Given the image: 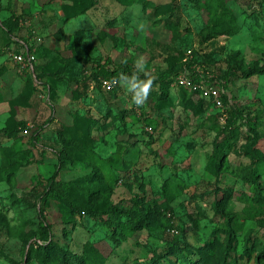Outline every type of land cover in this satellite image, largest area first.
Returning <instances> with one entry per match:
<instances>
[{
  "label": "rangeland",
  "instance_id": "obj_1",
  "mask_svg": "<svg viewBox=\"0 0 264 264\" xmlns=\"http://www.w3.org/2000/svg\"><path fill=\"white\" fill-rule=\"evenodd\" d=\"M26 46L35 49L40 80L11 59ZM140 57L154 83L136 107L124 88L104 89L96 64L134 66ZM253 63L264 65V0H0V264H77L63 253L46 257L45 223L60 251L82 256L93 246L104 264H141L155 254L163 264H187L211 243L214 262L233 231L239 262H263L264 217L254 197H264V166L247 156V126L225 143L221 98L159 81L178 69L216 80L232 70L227 94L253 120L264 150V74L236 69ZM221 144L233 231L213 206L209 161ZM57 170L73 184L77 206L100 211L139 196L153 208V226L114 239L101 220L45 201ZM251 170L259 174L257 193L244 179ZM179 243L183 254H170Z\"/></svg>",
  "mask_w": 264,
  "mask_h": 264
},
{
  "label": "trees",
  "instance_id": "obj_2",
  "mask_svg": "<svg viewBox=\"0 0 264 264\" xmlns=\"http://www.w3.org/2000/svg\"><path fill=\"white\" fill-rule=\"evenodd\" d=\"M91 4H88L87 8H89ZM84 13L83 11H77L75 16L80 15ZM20 53V52H19ZM23 54L31 53L35 54V49L31 46H26L25 50L22 52ZM37 59V55H36ZM37 61V60H36ZM104 63L98 62L96 64V69L99 71V75L103 76V79H110L113 80L114 78H118L121 73L131 75L133 71L135 70L134 66L132 64H126L121 67L117 68H111V60L106 59L103 60ZM238 71H241L242 75L245 77H250L253 74H264V65L260 66L259 63H253L250 67L247 69L241 68L239 66L236 67ZM27 71V70H26ZM29 72V71H28ZM34 72L36 73L37 80H40L43 76L38 74L36 72V63L34 64ZM34 72H30L32 75ZM185 73L183 69H178L173 72H164L159 81L162 83L163 86H166V88L173 86L176 78L180 76L181 74ZM193 82H204L205 84H211L216 86L220 89V94L218 98H221L225 107V113H226V125L223 128V131L219 135L225 136V143L227 141V135H230L233 133V131L238 130L243 126H247L246 136L248 137L249 143L246 145V153L247 156L250 157L253 161V164L256 166L263 165L264 166V150H262L259 146V142L261 140V136L254 130L253 126H250V122L252 123L253 120L249 118H244V113L240 106L236 103H233L231 99L229 98L227 92L230 89V82L232 77V70H228L225 75L220 78V80L216 79H207L202 74H193L189 76ZM49 89V94L52 96V88L50 86L46 87ZM119 85H117L114 89H118ZM113 89V90H114ZM179 89H186L189 92L195 94L198 92H195L188 88H179ZM112 90V91H113ZM247 119V120H246ZM244 120L245 123H244ZM36 143H39L41 141V133L37 132L35 136ZM222 144L221 146H217L213 155L210 158L209 161V170L214 173L216 176V182H217V188L213 192V206L217 212V214H220L221 217L226 218L225 225L233 231V225H237V222H232L231 219L227 218L226 214V206L228 204L229 194L226 193L227 190H224L221 187V173H222V158L223 155H225L222 151ZM62 162L59 166V169L62 168V163L64 161V157L61 158ZM60 170H57L54 175L49 179L48 184L45 188V192L43 195V199L45 201H50L52 199H58L60 200L66 208L73 214H78L81 217L90 216L94 217L95 219L101 220L105 224V226L108 229V233L112 235L114 239H118L119 237L122 238V240L127 241L131 237L137 236L140 232H142L145 228H150L153 226V217L151 216V212L153 211V208L150 204L143 203L139 196H135L131 200H121L120 202L116 204H107L103 207L102 210H96V209H87L82 208L76 205L74 199H73V184L71 182H65L59 179V172ZM259 174L257 170H251L247 176L244 177L247 184L249 185L250 189L254 191L255 193L258 192V190H261V184L258 181ZM258 194V195H257ZM254 199L256 198L259 202L262 203V207L260 210V214L264 217V197L261 195V193H257ZM40 213H44V207H41ZM264 223V220H263ZM45 223L42 224L43 229V239L47 242V245H45L44 250L46 257H48L50 260L53 261V259L50 258V253L54 255H61V259H64V256H66L71 261L77 262V264H104L106 261V256L103 255V253L96 249L93 246L88 247L85 250V253L82 256H74L72 252L65 251L62 252L59 250L56 243L53 241V237L49 231V229L46 226ZM174 228V222H170L169 230L172 231ZM242 229V226L240 227ZM233 233H235L233 231ZM231 233L229 237V241L227 244L226 252L224 254H221V256H217L218 258H215V261L213 262L211 257L214 255V243L208 244L205 246V250H202V252L205 254L203 257L198 259V261L190 259L188 260L187 264H241L239 262L240 257L236 254V245L234 234ZM233 234V236H232ZM234 245V248L232 246ZM183 246L181 244H177L175 251L170 250V254L172 253H181L183 254ZM184 247H187V250L190 251L191 254L193 251L188 248V245H184ZM210 247V248H209ZM212 247V248H211ZM255 248V245L252 246V250ZM247 253L250 254L251 248L246 249ZM264 258V250L260 253ZM259 254V255H260ZM187 258V257H186ZM202 259V260H201ZM171 261V260H170ZM259 262V261H258ZM55 261H53V264ZM260 263V262H259ZM141 264H163L162 257L158 254H155L150 260H146V262H143ZM260 264H264V261Z\"/></svg>",
  "mask_w": 264,
  "mask_h": 264
},
{
  "label": "clouds",
  "instance_id": "obj_3",
  "mask_svg": "<svg viewBox=\"0 0 264 264\" xmlns=\"http://www.w3.org/2000/svg\"><path fill=\"white\" fill-rule=\"evenodd\" d=\"M139 30L143 31L147 28V23L141 21L138 24ZM135 70L131 75L121 73L118 78H114L112 83L118 84L120 87L125 89L126 97L130 95L131 104L136 107L144 106L151 94L154 79L148 75L145 69L143 57H140L135 62ZM143 73L145 79L140 78V74Z\"/></svg>",
  "mask_w": 264,
  "mask_h": 264
},
{
  "label": "built area",
  "instance_id": "obj_4",
  "mask_svg": "<svg viewBox=\"0 0 264 264\" xmlns=\"http://www.w3.org/2000/svg\"><path fill=\"white\" fill-rule=\"evenodd\" d=\"M11 59L16 64L20 65L21 68L29 71L34 72V64L36 63V55L27 53H15L12 54ZM113 80L104 79L102 81V85L104 89L107 91H112L118 84H113ZM172 88L179 89V88H188L198 93H205L210 95L214 98H218L220 94V89L211 84H205L204 82H193L191 78L187 77L185 74H181L178 76L172 86ZM152 129V128H150Z\"/></svg>",
  "mask_w": 264,
  "mask_h": 264
}]
</instances>
